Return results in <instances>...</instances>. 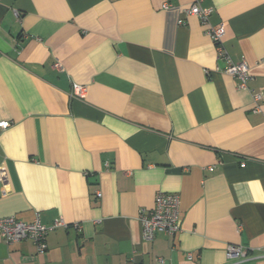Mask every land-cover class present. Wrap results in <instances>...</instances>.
Instances as JSON below:
<instances>
[{
  "label": "crops",
  "instance_id": "1",
  "mask_svg": "<svg viewBox=\"0 0 264 264\" xmlns=\"http://www.w3.org/2000/svg\"><path fill=\"white\" fill-rule=\"evenodd\" d=\"M193 1L0 0V218L67 224L43 255L0 237V264H264V0L202 2L246 89ZM158 192L181 230L145 242Z\"/></svg>",
  "mask_w": 264,
  "mask_h": 264
},
{
  "label": "built area",
  "instance_id": "2",
  "mask_svg": "<svg viewBox=\"0 0 264 264\" xmlns=\"http://www.w3.org/2000/svg\"><path fill=\"white\" fill-rule=\"evenodd\" d=\"M202 2L203 0H194L185 9V13L187 15L197 16L200 19L206 27V33L217 47L218 57L223 58L227 63L226 72L235 78L239 88H248V82L253 78L250 66L246 62L234 63L232 61L223 45L225 23H220L216 26L212 25L210 23V17L214 9L212 7L204 8ZM56 65L60 67L59 63ZM86 91V86L76 84L73 95L84 98ZM254 97L255 101L261 98L260 94H255ZM10 125V121H1L0 129H6ZM242 165L244 166L245 164L243 163ZM3 194H5V189L3 187V177L0 174V195ZM97 195L101 197L102 194L98 191ZM179 202L180 199L177 194L158 192L152 207L141 208L139 211V220L142 225V235L145 242L152 241L158 233L173 236L181 230ZM60 226H67L60 218L56 219L51 225H46L41 222L39 216L33 222H24L15 216H6L0 218V237L9 244L30 239L35 243L37 253L43 255L48 248L47 235ZM76 227H79V224H76ZM254 254V257L264 258V248H259ZM247 255L248 251L242 245L229 244L226 248V256L229 260H240Z\"/></svg>",
  "mask_w": 264,
  "mask_h": 264
}]
</instances>
